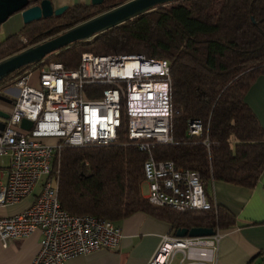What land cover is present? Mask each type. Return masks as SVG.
I'll list each match as a JSON object with an SVG mask.
<instances>
[{
    "label": "trees",
    "instance_id": "trees-1",
    "mask_svg": "<svg viewBox=\"0 0 264 264\" xmlns=\"http://www.w3.org/2000/svg\"><path fill=\"white\" fill-rule=\"evenodd\" d=\"M39 1L30 0L29 6ZM127 1L71 5L59 16L24 25L0 41V60ZM83 53L140 55L168 63L173 142L156 145L153 154L157 160L198 172L212 207L178 212L147 203L141 195L145 155L128 142L123 111L114 143L61 150V208L115 224L142 212L168 221L176 231L233 228L234 215L214 204L206 185L221 182L251 190L264 172V128L245 101L257 79L264 77V0H181L158 6L90 40L51 53L40 65L57 62L74 70ZM32 66L1 80L0 96L9 99L4 91L13 85L11 80ZM85 98L93 97L86 94ZM190 120L203 124L200 136L187 135ZM206 138L209 148L203 145ZM247 264H264V252Z\"/></svg>",
    "mask_w": 264,
    "mask_h": 264
},
{
    "label": "built area",
    "instance_id": "built-area-1",
    "mask_svg": "<svg viewBox=\"0 0 264 264\" xmlns=\"http://www.w3.org/2000/svg\"><path fill=\"white\" fill-rule=\"evenodd\" d=\"M42 62L11 80L15 89L14 100L9 98L13 111L7 119L0 118V156L10 159L6 178L0 180V206L16 204L38 188L30 207L0 218L3 247L39 232V251L32 264H65L79 256L118 248L122 238L118 225L90 215H72L61 208L59 156L64 147L114 143L123 111L126 138L145 155L142 185L147 194L142 197L147 203L178 212L211 209L198 172L157 160L153 154L156 145L173 142L166 61L140 55L83 53L74 70L57 62L40 65ZM32 72L35 83L30 79ZM99 86L106 88L95 90ZM86 94L93 98L86 99ZM23 120L32 126L22 128ZM202 132L201 121L188 122L189 137ZM203 145L209 148L208 138ZM220 237L219 230L208 237L163 236L148 264H171L178 252L183 257L195 249L214 252Z\"/></svg>",
    "mask_w": 264,
    "mask_h": 264
},
{
    "label": "crops",
    "instance_id": "crops-1",
    "mask_svg": "<svg viewBox=\"0 0 264 264\" xmlns=\"http://www.w3.org/2000/svg\"><path fill=\"white\" fill-rule=\"evenodd\" d=\"M53 8L89 4L90 0H50ZM24 24L20 13L11 16L0 26L6 38L18 33ZM246 103L264 128V77H260L249 90ZM0 156V180H4L10 168V159L4 163ZM143 186V185H142ZM35 191L22 201L0 206V218L23 212L30 207ZM210 196L215 205L234 215L236 225L221 230L217 249L190 250L186 257L178 252L171 264H247L254 256L264 252V172L251 189L213 182ZM122 229V238L116 250H99L79 256L65 264H148L163 236H175L176 230L166 220L142 212L116 223ZM41 235L33 233L25 239L12 240L6 247L0 242V264H32L39 251ZM181 260H183L181 262Z\"/></svg>",
    "mask_w": 264,
    "mask_h": 264
},
{
    "label": "water",
    "instance_id": "water-1",
    "mask_svg": "<svg viewBox=\"0 0 264 264\" xmlns=\"http://www.w3.org/2000/svg\"><path fill=\"white\" fill-rule=\"evenodd\" d=\"M102 1L90 0V4L98 6ZM177 1L181 0H130L118 5L66 30L56 37L0 60V81L25 66L36 65L42 62L45 56L67 48L75 42L90 40L94 36L143 15L158 6ZM29 3L30 0H0V26L17 13H20L23 24L27 25L53 15L59 16L68 8V6L53 8L50 0H40L35 6H29ZM0 100L7 104L11 103L9 99L2 96H0ZM0 118L5 120L8 118V114L0 111ZM31 126L32 123L27 120H23L21 123V127L24 129H29ZM2 127L3 124L0 123V129ZM213 234L214 230L210 228H184L178 229L175 236L179 238H196L208 237Z\"/></svg>",
    "mask_w": 264,
    "mask_h": 264
},
{
    "label": "rangeland",
    "instance_id": "rangeland-1",
    "mask_svg": "<svg viewBox=\"0 0 264 264\" xmlns=\"http://www.w3.org/2000/svg\"><path fill=\"white\" fill-rule=\"evenodd\" d=\"M3 39H4L3 34L0 33V41H2ZM35 78H36V74L34 72H32L30 74V79H31L32 83H35ZM4 92L8 98H10L11 100H14L15 89H14L13 85L9 86V88L7 90H5ZM0 111L9 115L13 111V104H7V103L0 100ZM2 160L5 163L8 161V157H3ZM211 186H212V182H208L206 185V192L208 194L211 193ZM36 192H38V188H36ZM146 194H147V188L145 185H143L141 187V195L146 196ZM177 260H178V257L175 260V264H176Z\"/></svg>",
    "mask_w": 264,
    "mask_h": 264
},
{
    "label": "flooded vegetation",
    "instance_id": "flooded-vegetation-1",
    "mask_svg": "<svg viewBox=\"0 0 264 264\" xmlns=\"http://www.w3.org/2000/svg\"><path fill=\"white\" fill-rule=\"evenodd\" d=\"M10 104H12V101H11V103Z\"/></svg>",
    "mask_w": 264,
    "mask_h": 264
}]
</instances>
